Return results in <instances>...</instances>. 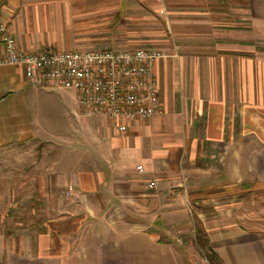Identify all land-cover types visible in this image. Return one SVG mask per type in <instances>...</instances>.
<instances>
[{
    "label": "crops",
    "instance_id": "obj_1",
    "mask_svg": "<svg viewBox=\"0 0 264 264\" xmlns=\"http://www.w3.org/2000/svg\"><path fill=\"white\" fill-rule=\"evenodd\" d=\"M0 23L27 51L134 24L165 54L162 114L78 131L74 104L54 138L50 88L0 66V264H193L194 217L224 264H264V0H0Z\"/></svg>",
    "mask_w": 264,
    "mask_h": 264
},
{
    "label": "built area",
    "instance_id": "obj_2",
    "mask_svg": "<svg viewBox=\"0 0 264 264\" xmlns=\"http://www.w3.org/2000/svg\"><path fill=\"white\" fill-rule=\"evenodd\" d=\"M164 56L157 48L22 50L0 23V66L20 67L30 87L70 89L81 114L110 119L121 132L164 112L152 69Z\"/></svg>",
    "mask_w": 264,
    "mask_h": 264
},
{
    "label": "rangeland",
    "instance_id": "obj_3",
    "mask_svg": "<svg viewBox=\"0 0 264 264\" xmlns=\"http://www.w3.org/2000/svg\"><path fill=\"white\" fill-rule=\"evenodd\" d=\"M140 26L137 25H132V29L130 34H128L126 37H120V31H116L117 36L114 37L112 35L114 30L120 28V27H115V29H108L107 30H101V40L106 42V44H100L97 46H86L81 50H95V49H132L135 48L134 46H143V29L139 28ZM113 37V38H112ZM141 38V39H140ZM141 40V42L139 41ZM115 40L114 44L108 43L109 41ZM138 40V41H134ZM135 42V43H133ZM80 50V49H79ZM52 95L50 97V113H51V126L53 130V138L57 136H64L65 132H69V128H75L74 125L70 124V121L68 120V116H70L75 122V117L72 116L70 113H66L68 111V107L71 105L76 104L73 98V92L70 89H62V90H57V89H52L48 90ZM62 92V93H61ZM76 106V105H75ZM66 110V111H65ZM78 115L81 116V120H78V131L80 129V122L83 125L84 130L86 131L87 124L94 120H100L98 117H87L83 114L80 113V111L77 109L76 110ZM75 115V114H74ZM76 129V128H75ZM84 132V131H83ZM53 147L56 148L57 145H61V142L53 139L52 140ZM194 263L193 264H207L206 260L199 255L197 250H194Z\"/></svg>",
    "mask_w": 264,
    "mask_h": 264
},
{
    "label": "trees",
    "instance_id": "obj_4",
    "mask_svg": "<svg viewBox=\"0 0 264 264\" xmlns=\"http://www.w3.org/2000/svg\"><path fill=\"white\" fill-rule=\"evenodd\" d=\"M193 240L195 249L207 264H224L218 253L212 248L202 222L195 217L193 218Z\"/></svg>",
    "mask_w": 264,
    "mask_h": 264
}]
</instances>
